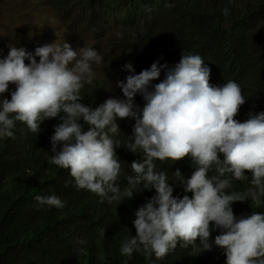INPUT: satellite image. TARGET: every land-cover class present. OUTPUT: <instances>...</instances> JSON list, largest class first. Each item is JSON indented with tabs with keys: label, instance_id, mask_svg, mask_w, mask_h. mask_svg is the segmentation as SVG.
<instances>
[{
	"label": "clouds",
	"instance_id": "9594fccd",
	"mask_svg": "<svg viewBox=\"0 0 264 264\" xmlns=\"http://www.w3.org/2000/svg\"><path fill=\"white\" fill-rule=\"evenodd\" d=\"M126 10L123 7L119 13L110 8L102 16L113 23ZM222 11L229 15L228 8ZM177 60L172 67H158L154 62L131 75L133 65L128 61L118 65L114 73L111 60L104 61L91 47L77 50L66 41L38 46L34 54L10 46L7 56L0 59V95L10 84L15 85V91L10 100H0V138L15 139L17 121L37 134L42 121L59 116L61 123L50 138L53 154L49 163L66 172L70 169L78 189L109 203H121L134 193L154 189L155 195L134 214L136 235L125 237L121 246V255L129 259L141 251L146 259L153 254L163 259L178 242H182L181 247H195L199 241L204 251L211 250L210 233L219 229L214 245L224 249L226 264H264V213L236 217L231 207L248 197L259 206L264 196V111L237 121L235 117L246 101L243 87L234 81L218 86L214 80L210 85V69L198 54L181 55ZM101 61L113 69L114 86L109 93L98 95L110 97L121 91L123 97L108 98L93 109L81 103V89L86 84L93 88L99 82L93 65ZM160 74L165 78L151 85ZM138 93L145 101L142 109L134 106ZM117 118L135 120L127 148L143 154L140 161L131 162V171L124 175V164L115 152L121 141L113 138L120 133ZM81 119L88 125L87 131H82ZM219 154H223L222 161ZM185 157L191 158L195 170L187 180L178 169L174 176L192 197L177 198L155 161L175 162ZM213 169L216 174L209 176ZM246 171L253 187L244 194H229L226 190L233 180H248ZM34 199L57 209L65 206L54 194Z\"/></svg>",
	"mask_w": 264,
	"mask_h": 264
},
{
	"label": "trees",
	"instance_id": "16d2710c",
	"mask_svg": "<svg viewBox=\"0 0 264 264\" xmlns=\"http://www.w3.org/2000/svg\"><path fill=\"white\" fill-rule=\"evenodd\" d=\"M209 1L192 0L182 11L183 16L165 17L157 12L150 0H144L140 10L133 8L135 4L128 0H124L123 5H118L113 0H77L74 7H83L87 14L88 22L85 29L103 24L106 19L102 14L110 8L116 7L115 11L119 13L121 8L127 9L121 18L130 19L128 28L125 29L126 23L120 25L118 21L110 23L107 27L108 31L113 30L111 27L114 24L120 26L117 30L119 35L107 39V45L116 54L110 61L115 67L114 73L117 72L118 65L128 61L122 50L126 36L136 43L147 42L150 37H153V42L170 40L173 51L185 49L206 54L207 61L213 69L210 80H216L218 86L234 81L243 87L246 101L241 105L242 111L238 112L235 119L238 121L237 117L243 113L247 120L249 113L264 111V86L261 85L264 76L258 74L254 78L250 74L254 72L250 69L254 61L245 47V30L235 29L224 33L211 30L243 20L245 15L251 14L252 9L262 7L264 0H246L250 3V8L230 11L227 16L223 13L219 16L210 14L204 6ZM53 3L56 8L64 7L61 0ZM220 4L218 2L213 5V9H219ZM202 9L206 12H201ZM250 19L253 20L254 16L250 15ZM201 39H205V45H199ZM102 51L105 53L103 60L107 61V53L103 48ZM96 82L93 88L86 84L81 89L85 106L92 107L98 100L97 97L103 96L101 90V96L98 95ZM253 100L256 102L253 103ZM53 122L59 124L61 120L59 118ZM78 122L83 126L82 131L88 130V125L82 119ZM131 135L132 132L122 138L113 137L121 141L115 152L118 160L124 164L123 175L126 171H131L130 164L133 160L140 161L143 158L139 150L137 153L128 151L127 145L132 142L129 137ZM28 136L36 138L30 141L23 139L11 141L0 148V170L4 172L0 175V264H160L154 263V260H158L154 254L151 259H146L142 251L134 252L129 259L120 252L125 237L136 235L133 222H129V218L155 195L154 189L134 193L131 199L124 198L121 203L118 201L108 203V200H101L88 190L78 189L73 184L71 176L68 174L66 176L64 169L49 163L46 155L51 148L41 142L50 139L51 136L43 135L41 132L29 133ZM219 158L222 161L223 154H219ZM175 162L174 164L173 161H155L157 169L166 173L174 197L176 192L172 184L179 181H175V171L177 169L181 171L182 175L185 174L183 178L187 180L195 170L190 157ZM215 174L214 169L209 172V176ZM245 175L248 180H233L231 187L226 191L229 194H244L252 188L250 173L246 171ZM178 190L180 192L178 198L184 195L192 197L191 192H184V185L181 183ZM53 194L60 196L65 202L62 209L41 205L34 199L37 195ZM261 199L259 206L252 204L251 200L232 203L234 215L247 217L253 213L250 208L261 209L264 212V196ZM210 226L212 227L211 224ZM214 230L221 234L219 229ZM79 240L86 243L81 245L77 243ZM181 243L178 242L179 247ZM215 253H219L216 258ZM185 255L188 256L181 262L182 264H196L208 258L212 261L200 264H226L224 249L219 247L203 250L202 253L188 248L174 252L166 259L176 263Z\"/></svg>",
	"mask_w": 264,
	"mask_h": 264
},
{
	"label": "bare ground",
	"instance_id": "6f19581e",
	"mask_svg": "<svg viewBox=\"0 0 264 264\" xmlns=\"http://www.w3.org/2000/svg\"><path fill=\"white\" fill-rule=\"evenodd\" d=\"M41 1L43 2L44 0H41ZM54 1H57V0H51L49 3H44V5L46 7H48L50 10H52L54 8V3H53ZM61 1L63 2L64 6H66L68 8H73L74 6L77 5V0H61ZM113 1L116 2L118 5L124 4V0H113ZM150 1H151V4L156 7L157 12L162 17H165V16H170V15L183 16L182 11L189 6V3L192 0H150ZM128 2L134 3L135 5L133 8H135L136 10H140V8L142 7V5L144 3V0H128ZM218 2L221 3L220 8L217 10L213 9V5L217 4ZM204 6L206 7L207 11H210V14H214V15L219 16L220 13H223L222 10L224 8H228L229 12H230L233 10H237L239 8H250V3H248L246 0H232L231 3L229 2V0H210ZM115 9H116V7L113 8V10H115ZM201 12H206V11L204 9H202ZM250 15L254 16L253 20L250 19ZM250 15L249 14L245 15L243 20L234 21L230 25L224 26L223 28H214L211 31L224 33V32L233 31L235 29L245 30L246 31L245 47L250 52L251 59L254 61L253 65L250 66V69L254 70L255 72L250 73V74H252L254 77L257 74H259V76H264V5L262 7L252 9V12ZM111 20L112 19H107L103 22L102 25L93 26L92 31L95 29H100L102 26H107ZM129 20H130L129 18H124V20H123V23L124 24L126 23L125 29L128 28ZM81 30H84L83 32L87 34V31L85 30L84 26H82ZM108 31H109V33L105 36L106 39H110V37H112V38L117 37L116 31H113L111 29H108ZM172 35H174L175 37L177 36V34H172ZM128 37L129 36H126L124 38L126 43L123 45L122 50H123V55L127 57L128 62L133 65V71H132L131 75L139 74L142 70L150 68V66L154 62H158V67L160 65H163V64H167L168 67H172L176 63L179 62V60H177V59L181 58V55H196V54H198L202 57V59L205 62V66H207L210 69V73L213 70L211 65L207 61V55L203 54L201 52H189V51H186L185 49L173 51L172 50L173 45H172L170 40L153 42V37H150L147 40V42L136 43V42L131 41L130 38H128ZM205 43H206L205 39H201L199 41V45H205ZM15 46L17 48H24L29 53H33L35 51V48L37 47L34 43L33 44L27 43V42H24L22 39H20V41L16 42ZM257 64H262V66H258ZM161 77L163 79L165 78V76L163 74H160V77L156 80L151 81L150 84L155 85V84L161 82V80H160ZM209 83H210V85H213V81H211L210 78H209ZM96 84L98 85V82H96ZM261 85L264 86V77L261 80ZM151 90L152 89L149 88V91H151ZM13 91L14 90H12V92ZM121 97H123V94L121 91L110 95V97H97L98 100L95 101V104L92 106V108L95 109V107L102 104V102H104L108 98L122 99ZM10 98L11 97H6L3 94L0 95V100H2V99H9L10 100ZM81 103L84 104V101L81 100ZM144 104H145V101H144L142 95L139 93L136 94L134 97V106L142 109ZM240 110L242 111L241 107H240L239 111ZM62 115H63V113H61V116ZM59 118L60 117L58 116L56 118L45 119L44 121H42L40 124V130L38 131L37 134H39L41 132L43 135L52 136L54 134L55 126L58 125L57 123H54L53 120H57ZM237 119L239 122L246 121V119L243 116V113H241L237 117ZM115 122L117 123L119 131H120V133L117 136L122 138L123 136H125V134L132 132L135 120L132 118H125V119L117 118ZM29 133H32V132H30L28 130L27 126L24 123L17 121L15 124V128H14L15 139H13V138H0V148L3 145H5L11 141L15 142V141H19L20 139H23L24 141H30V140H33L36 138V137L30 138L28 136ZM33 134H36V133H33ZM41 143L43 145L47 144V147L51 148V140L49 138H47V140H43ZM52 154L53 153L51 151H48V154L46 155L48 160H50ZM175 163L176 162H174V164ZM5 164H7L6 161H5ZM122 171H124V166H122ZM64 172H65L66 176H67V174L70 175V169H68L67 173H66V169H64ZM3 173L4 172L2 170H0V175H2ZM181 175H182V173H181ZM184 175H182V177ZM71 180L73 181L74 179L71 177ZM58 183L59 182H57V184ZM172 185H173L174 190L176 192L175 197L178 198L179 193H180L178 190L179 186H180V181H177L176 183H174ZM247 188H249V187H247ZM57 197L62 199L58 195H57ZM261 198H260V200H262ZM250 200H251V198L248 197L246 201L248 202ZM114 202H116V201H112L111 204H113ZM251 202H252V204H256L252 200H251ZM250 210L252 212H256V213H264L261 209H257V208L256 209L250 208ZM134 219H135V215H133L129 218V222H133ZM210 228H212V227L210 226ZM216 235H219V233L213 229L211 231L210 237H209V243L212 244V248H217V246L214 245V238ZM188 248L195 249V250L199 251V253H202V251L204 250L203 247L200 245L199 241L196 242L195 247H193L191 245L188 247H179V245L177 244V247L175 248V250L169 252L168 255H166L163 259H159V260L153 259L154 263L159 262L160 264H164L165 262H169V264H182L181 262L184 259H186L188 255H185L183 258H180L179 261H177L176 263H172L171 261H169L170 259H166V257H168L169 255H171L174 252H176V253L181 252V251H184ZM193 254H195V252ZM218 256H219V253H215L214 257L216 258ZM109 257H111V256H109ZM210 261H212V259L208 258V259L202 260L200 262L198 261L196 264L207 263Z\"/></svg>",
	"mask_w": 264,
	"mask_h": 264
},
{
	"label": "rangeland",
	"instance_id": "374dc122",
	"mask_svg": "<svg viewBox=\"0 0 264 264\" xmlns=\"http://www.w3.org/2000/svg\"><path fill=\"white\" fill-rule=\"evenodd\" d=\"M88 22V16L83 7L62 9L54 7L50 10L41 0H0V59L7 56L9 47L22 39L27 43H34L37 47L47 43H70L79 50L81 47H91L103 58L107 53V61L114 59L116 54L107 45L105 36L107 26L92 31L93 26L81 30ZM102 24H98L100 26ZM120 26L112 25L113 31L119 35ZM17 48V47H16ZM19 49V48H18ZM35 51L33 52V54ZM37 61L39 60L36 57ZM25 63H28L26 60ZM105 63L94 64L93 70L99 73L98 91L109 93L113 90V69ZM125 72L130 73L125 70ZM15 85L10 84L9 90L3 95L11 97Z\"/></svg>",
	"mask_w": 264,
	"mask_h": 264
},
{
	"label": "water",
	"instance_id": "95a60500",
	"mask_svg": "<svg viewBox=\"0 0 264 264\" xmlns=\"http://www.w3.org/2000/svg\"><path fill=\"white\" fill-rule=\"evenodd\" d=\"M123 18H121V19H119V20H116V21H118L120 24H122L123 23Z\"/></svg>",
	"mask_w": 264,
	"mask_h": 264
}]
</instances>
